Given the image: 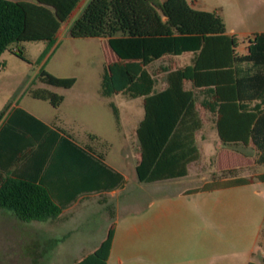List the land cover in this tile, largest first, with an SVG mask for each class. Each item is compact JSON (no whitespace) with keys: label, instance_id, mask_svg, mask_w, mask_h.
Listing matches in <instances>:
<instances>
[{"label":"trees","instance_id":"trees-1","mask_svg":"<svg viewBox=\"0 0 264 264\" xmlns=\"http://www.w3.org/2000/svg\"><path fill=\"white\" fill-rule=\"evenodd\" d=\"M81 1L0 0V70L5 65L2 54L11 45L23 41L53 44ZM69 34L106 39L117 55L102 75V97L124 93L144 99L145 115L137 129L141 158L135 170L139 182L151 184L189 174L190 164L201 158L196 142L204 124L199 104L212 114L225 145H248L252 140L260 152L256 162L264 164V32L255 33L248 51L240 54L237 37L228 33L223 18L194 8L188 0H90L70 25ZM188 52L194 54L189 64L164 68L166 87L158 90L159 78L150 66L164 56ZM16 53L25 58L22 50ZM39 80L63 89L72 88L77 81L76 77L56 76L44 68ZM30 93L54 107L64 98L42 87L32 88ZM110 106L119 121L118 108L114 103ZM9 107L0 113V121ZM18 115H26L37 124L18 122ZM34 125L61 138L59 131L21 107L0 126V151L8 152V156L0 154V209L13 211L23 222H45L55 220L79 194L124 186L125 176L109 166L101 153L62 135V141L93 163L90 165L96 174L95 185L82 187L70 199L62 200L46 180L54 170V155L46 154L36 170L24 166L23 162L40 148L26 138L38 133ZM255 180L264 181V173L206 183L202 189L247 185ZM102 203L114 218V204L107 199ZM114 234L112 223L98 248L76 264H107Z\"/></svg>","mask_w":264,"mask_h":264},{"label":"rangeland","instance_id":"rangeland-1","mask_svg":"<svg viewBox=\"0 0 264 264\" xmlns=\"http://www.w3.org/2000/svg\"><path fill=\"white\" fill-rule=\"evenodd\" d=\"M89 1H81L53 44L23 41L11 45L2 54L5 65L0 70V113L16 102L29 109L33 104H42L33 98L30 90L47 88L67 94L61 107L65 117L77 121L82 131L89 132V135L97 134L92 135L94 146L107 152L109 162L121 168L128 179L121 206L113 219L116 244L112 264H248L249 255L252 259L255 254L249 253L264 248V217L259 219V215L244 204L253 189L248 192L243 186L210 190L202 187L206 183L249 176L254 170L264 171V164L250 166L257 151L253 147H228L201 138L202 134L211 132V122L207 111L199 104L205 126L198 131L196 142L202 158L190 166L189 176L151 184L139 182L135 170L140 154L137 127L145 115L144 99L124 93L113 94L104 100L98 98L105 67L114 60L115 53L106 39L74 38L69 34L70 25ZM195 8L223 18L228 30H234L236 34L240 54L245 52L254 32L264 30V0H199ZM19 49L25 58L16 53ZM191 55L188 52L168 56L164 61L152 64L150 69L157 71L160 65L188 64ZM42 68L56 76L76 77L77 81L69 91L45 85L39 80ZM163 79L164 75H160L158 87L162 86ZM84 93L97 98L94 106H75L73 100L83 97ZM104 101L112 102L118 108L119 121L113 108ZM228 150H242L250 159L239 168L220 170L217 157L220 153L225 156ZM184 187L199 190L178 193L177 190ZM235 200L239 201L240 208L244 204V208L234 209ZM84 222V231H92L95 236L103 232V216L93 215ZM53 231L54 220L23 222L1 210L0 264L47 261L51 256L47 247L38 244L35 248L26 247L30 242L26 235ZM258 234L259 240L256 241Z\"/></svg>","mask_w":264,"mask_h":264},{"label":"crops","instance_id":"crops-1","mask_svg":"<svg viewBox=\"0 0 264 264\" xmlns=\"http://www.w3.org/2000/svg\"><path fill=\"white\" fill-rule=\"evenodd\" d=\"M188 2L195 8V5L198 4L199 0H194L192 2L188 0ZM227 31L230 34H235L234 30L229 31L227 28ZM258 32H264V30H256L254 34ZM247 46H245L244 53L248 51ZM168 56H164L163 58L159 59L156 62H162ZM193 57L194 54L192 53L190 61H192ZM117 59L118 57L115 54L114 60ZM184 65L178 63L177 66H174L172 68L182 67ZM165 67H170V66L160 65L159 70L155 71L157 73L158 78L160 75H164L162 86L158 87L157 85L158 90H162L163 88L166 87L165 72H164ZM187 87H190L189 83H187ZM72 88L63 89V90L69 91ZM56 93L61 94L64 97L63 102L59 107H54L53 105H51L49 101L36 99V98L34 99L41 101L42 104H33L32 109L22 106L21 104H19V102H16L10 105L3 119L0 121V126H1L7 120L8 116L16 108L21 107L30 114L40 119L45 124L49 125L53 129L61 133V138L58 139L51 131L42 129L41 127H39V125H34L37 126L36 128H38V133H36L35 135L28 134L26 138L28 140L31 139L32 141H35L36 144L34 147L37 148L40 145V148H37V151H35V153H32L30 155L29 161L25 160L23 162L24 166L25 167L28 166L36 170L38 169V167L41 166L42 160L44 159L46 154H48L49 157L54 155L55 156L54 170L52 169L49 175L46 176V180L54 187L56 193L58 194V197H60L64 201L70 199L74 195V193L79 191L82 187H87V189H89L88 187L90 184L95 185L96 174L94 173L93 165H90L93 163H90V161H86L85 157L80 155V153H76V151H74L68 143L62 141V135H63V136H68L75 143L86 149L96 151L97 154L101 153L104 156V161L109 166H111L118 172L122 173L126 179V182L123 187L117 188L112 191L101 190L91 193L79 194L75 202H73V204L63 209L61 214L54 220L55 231L46 232V233L45 232L32 233L26 235V239L30 241L29 243L26 244V247L28 245L34 247L38 244L40 247L43 246L47 247L48 252H50L49 255L51 256H49V259L40 264H76L77 261L82 260L88 254L94 252L101 244V242L107 237L109 229L112 223H114L113 219H115V217L114 218L111 217L108 209L106 208V204L102 203V201L107 199L108 203L114 204V212L116 216V211L119 210L123 200L122 194L126 189L128 179L121 168L109 162L107 152H105L102 149H98L94 146L92 142L95 139H93L92 135L95 136L97 134L89 135V132L82 131V128L79 127L77 121L75 120L72 121L69 120L67 117H65V114L61 112V107L66 102L67 94L63 92H56ZM98 98H102V100H104L107 99L108 97H102L100 95V97ZM73 102L75 106L89 107L91 105L94 106V104L97 102V98L92 94L90 95L88 93L87 94L84 93L83 97L75 98ZM104 102H105L104 104H108V105L112 103V102L107 103L106 101ZM206 111L208 116H210L211 132L207 135L202 134L201 138H205V141H213L219 144L220 143L223 144V141L220 139L218 135L212 114L208 110ZM18 122H22L23 124L29 126L30 124H37L34 123L28 117H26V115H18ZM204 126L205 124H203L201 130L204 128ZM197 136H198V132L196 135V139ZM231 146H244L247 148L250 147L255 148V150L257 151V156L251 160L250 166L255 167L256 164H258L256 161L257 158L259 157L260 152L252 140L249 142L248 145L239 143V144H231ZM227 152L228 153L225 156L224 154L220 153L217 157L216 164L219 166L220 170L239 168L240 164L242 163L245 164L246 159H250L248 156L245 155V152L242 150H233V151L228 150ZM0 154L4 156H8L7 151L1 150ZM140 158H141V152L139 154V160ZM201 158H202V151H201ZM192 164H190V166ZM190 166H189V171H190ZM240 172L241 171L237 172L236 175ZM263 173L264 171L257 172L256 170H254V172L249 176L243 175L237 177H256L257 175ZM42 176L43 175L41 174V177ZM188 176L189 174L185 177L177 178L173 180L183 179ZM173 180H168V181H173ZM241 186H243L246 190H248V192L250 191V188L253 189L252 193L251 192L248 193V199L244 204H248V207L252 208L250 210L254 211L256 215L258 214L259 219H262L264 217V181L255 180L253 183L247 185H241ZM197 189L199 190V188L184 187V188H179L177 191L178 193L183 194L189 192L192 193L191 191ZM244 204L240 208L239 201L235 200V202H233V208L239 211L240 209L244 208ZM1 210H5V209H0V211ZM5 211H8V215L11 216L13 219L15 218L19 219L13 211L10 210H5ZM97 214L103 216V219H105V226L103 232L100 235L95 236L94 232L89 230L84 231V229L82 228L85 224L84 222L85 219H92V216ZM258 227H261V224ZM258 240H259V234L258 236H256V241ZM115 244H116V233L114 234L111 253L107 264H112V256L115 250ZM251 253H255L254 258L252 257L251 259V256L249 255L250 260L248 259V262L254 260L256 264H263L264 248H259L258 251H255L254 249L249 254ZM119 260L120 262L123 263L121 259Z\"/></svg>","mask_w":264,"mask_h":264},{"label":"flooded vegetation","instance_id":"flooded-vegetation-1","mask_svg":"<svg viewBox=\"0 0 264 264\" xmlns=\"http://www.w3.org/2000/svg\"><path fill=\"white\" fill-rule=\"evenodd\" d=\"M223 145H225V144L223 143ZM225 146H231V145H225Z\"/></svg>","mask_w":264,"mask_h":264}]
</instances>
